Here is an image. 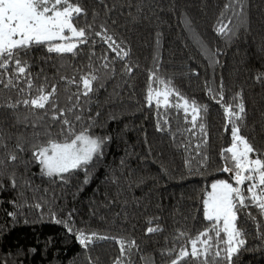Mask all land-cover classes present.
<instances>
[{"label":"trees","instance_id":"16d2710c","mask_svg":"<svg viewBox=\"0 0 264 264\" xmlns=\"http://www.w3.org/2000/svg\"><path fill=\"white\" fill-rule=\"evenodd\" d=\"M80 3L88 9L89 19L94 9L99 11L97 25L107 20L110 31L124 41V47L131 49L127 60L133 71L130 76L123 74V61L115 59V53L106 45H95L92 66H98L100 57L107 52L109 60L115 59L116 75L110 77L101 69L97 73L100 80L93 84L94 92L81 99L85 110L81 113L82 120L76 122V131L94 120L96 126L90 133L111 137L103 157L94 161L87 184L83 183V172L71 175L65 184L53 183L42 176L38 164L31 163L26 168L20 161L31 160V152L27 150L17 153L19 160L15 165H7L3 177L5 190L0 191V260L7 264H88L85 250L74 234L79 229L134 238L139 250H132L133 264H145V259L154 264H168L170 258L162 256L161 250L174 246L177 231L188 230L194 235L206 226L202 201L211 191V184L218 180L233 182L231 175L221 170L225 166L221 151L231 144V128L225 130L223 109L208 96L206 82L218 89L223 81L225 103L237 93L242 94L246 120L241 125V135L259 152H264V79H256L264 73V0H246L242 22L227 40L214 31L225 0H105L104 5L98 0H80ZM105 5L111 10L107 16ZM185 19L191 21L202 37L208 55L189 38L183 24ZM233 23H238L235 18ZM82 48L76 57L59 58L43 48L33 49L29 57L32 72L47 76L49 87L57 85L61 107L68 105L67 96L76 92L77 87L68 85L65 92L60 77L75 76L79 81L81 75L92 70L91 49L88 45ZM209 55H214L218 63H210ZM157 57L160 77L170 79L190 100L208 105L205 120L208 143L200 150L208 156L206 167H200V157H196L189 172L185 160L195 156V148L189 146L185 151L177 147L184 137L177 136L173 141L169 132L157 130L156 121L160 117L155 106L150 108L146 103L149 76L156 70ZM8 96L16 99L15 92L0 91V103ZM17 111L23 119L28 110L21 106ZM168 118L173 131L188 126L173 109L169 110ZM57 125L58 122L52 125L53 135L59 131ZM0 131L9 149H14L17 137L31 139L33 129L30 124L18 123L12 109L0 107ZM198 139L193 140V145ZM3 151L0 149V153ZM3 158L7 163L6 156ZM13 170L16 189L7 178ZM24 180H29L30 186L24 185ZM21 192L23 196L19 195ZM13 200L21 206L15 207L10 203ZM36 203L41 208H35ZM248 211L261 221L260 228L258 231L244 211L239 213L237 223L243 228L247 243L233 257V264H264V217L258 216L254 208ZM9 212L17 213L15 221ZM53 213L65 220L70 213L73 232L51 222ZM149 218L153 219L151 226L158 224L163 231L146 233ZM89 255L95 264H112L120 255L119 246L114 241H99L89 249ZM182 264L195 261L189 259Z\"/></svg>","mask_w":264,"mask_h":264},{"label":"snow or ice","instance_id":"6c2138e0","mask_svg":"<svg viewBox=\"0 0 264 264\" xmlns=\"http://www.w3.org/2000/svg\"><path fill=\"white\" fill-rule=\"evenodd\" d=\"M245 2L246 0H225L214 28L218 36L227 40L235 35L239 22H242L241 17L244 16ZM98 3L104 5L105 0H98ZM105 8L107 16L111 10L107 9L106 5ZM99 17L100 12L94 9L89 19L88 9L82 6L80 0H0V91L9 90L16 94L15 100L8 96L0 103V107L12 109L18 123L30 124L33 129L31 139L22 135L17 137L14 149H9L4 134L0 131V149L4 150L0 153V191L5 190L3 177L7 165H15L19 160L17 153L26 150L31 152V160L20 162L24 163L26 168L28 164H38L40 174L53 183L60 181L66 184L76 172L84 173V184L89 182L92 168L95 166L94 161L103 157L105 146L111 137L91 134L90 129L96 126L94 120L81 131H76V122L82 120L81 113L85 110L81 99L94 92L93 84L100 80L97 73L101 69L110 77L116 75L115 59L123 61V74L130 76L133 71L127 60L131 49L124 47V41L118 40L115 33L110 31L107 20L97 25ZM233 18L237 20V24L233 23ZM183 24L194 45L200 46L205 55H208L209 50L202 37L192 27L191 21L185 19ZM159 35L157 34V44L160 42ZM97 43L106 45L107 49L115 53V59L109 60L105 52L100 57L101 63L93 67L91 56L95 55ZM83 45H88L91 49L89 68L92 70L81 75L79 81L75 76L60 77L65 83V92L68 91V85L77 87L76 92L67 96L68 105L61 107L57 85L53 83L49 87L47 76L34 74L29 57L35 48H43L46 53L55 54L59 58L76 57L83 51ZM208 58L210 63H218L214 55H209ZM40 71L43 72V69ZM158 72L157 57L156 70L150 73L146 91L147 106H155L160 117L156 121L157 130L169 132L173 141L177 136L184 137L177 147H183L185 151H188L189 146L195 148V156L190 155L185 160L189 172L192 170V160L196 157H200L199 166L206 167L208 156L200 150L208 143L205 123L208 105L182 95L170 79L160 77ZM256 79H264V73L257 75ZM37 80L41 82L37 84ZM206 89L208 96L223 109L225 130L227 131L229 126L231 128V144L221 151V159L225 162L221 170L229 173L233 182L218 180L211 184V191L202 201L206 226L194 235L188 230H178L173 237L174 246L161 250L162 256L170 258L168 264H182L189 259L195 261V264H233V257L237 256L247 243L245 232L237 223L240 220L239 213L244 211L245 215L256 223L258 231L261 221H257L256 216L248 209L254 208L258 216L264 217V152H259L246 136L241 135V125L246 120L243 96L237 93L225 103L222 80L218 89L206 82ZM173 97L176 99H172ZM21 106L28 110L23 119L17 111ZM170 109L182 115L183 124L188 126L178 127L173 131L168 118ZM45 117L48 118L47 122ZM56 122L59 131L53 135L51 128ZM197 137L199 139L193 145V140ZM25 144L28 145L27 148ZM7 178L10 186L16 189L18 183L15 171L9 172ZM30 183L29 180L23 181L26 186H30ZM19 195L23 196V193ZM10 203L17 208L21 206L16 200ZM34 207L39 209L41 204L36 203ZM8 215L15 221L16 212H9ZM70 219V213L68 220L56 218L53 213L51 222L63 225L72 233ZM147 222L150 226L146 233L163 231L158 224L151 226L152 218ZM74 234L85 250L88 264H95L89 255V249L99 241H114L119 246L120 255L112 264H133L132 250H139L134 238L126 239L124 236H112L96 231L86 233L79 229ZM0 264L7 262L0 260ZM145 264H154V261L145 259Z\"/></svg>","mask_w":264,"mask_h":264},{"label":"rangeland","instance_id":"374dc122","mask_svg":"<svg viewBox=\"0 0 264 264\" xmlns=\"http://www.w3.org/2000/svg\"><path fill=\"white\" fill-rule=\"evenodd\" d=\"M230 183H232V182H230Z\"/></svg>","mask_w":264,"mask_h":264}]
</instances>
